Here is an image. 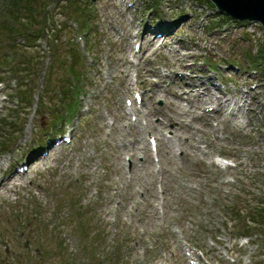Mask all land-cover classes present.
Returning a JSON list of instances; mask_svg holds the SVG:
<instances>
[{"label": "rangeland", "instance_id": "obj_1", "mask_svg": "<svg viewBox=\"0 0 264 264\" xmlns=\"http://www.w3.org/2000/svg\"><path fill=\"white\" fill-rule=\"evenodd\" d=\"M39 1L0 0V264H189L188 246L195 264H264V28L204 0H93L90 50L80 9ZM71 46L89 81L49 132L66 110L52 55Z\"/></svg>", "mask_w": 264, "mask_h": 264}, {"label": "trees", "instance_id": "obj_2", "mask_svg": "<svg viewBox=\"0 0 264 264\" xmlns=\"http://www.w3.org/2000/svg\"><path fill=\"white\" fill-rule=\"evenodd\" d=\"M46 1H48V2L50 1V3L52 1H54V3L59 4V6H60V4H63V3H61V0H40L39 2L41 4L47 5ZM65 2L66 3L63 5H71V6H74L76 9L77 8L80 9L79 14H81L80 15L81 22L78 25H79L80 29H83V31L86 32V34L89 38V39H87L88 40L87 47L90 48V50H93L94 42H95L93 36L96 33V31L93 29V25L91 24V21H90L92 17H90V16L93 14L91 11L94 9V2L92 0H84V3H81V2L76 1V0H65ZM204 2L209 7L213 8V5L209 0H204ZM154 5H156V4H154ZM59 6H56L54 8V11H55V9L59 8ZM152 6L148 5L147 6L148 8L146 7L147 11H148V9L151 10ZM43 9H44V11L42 14H43V16H44L43 18L46 22L45 26L48 24V28L50 30H52L53 28L51 26H54V23L51 25V23L53 22V19H51V17L49 15H48V19H47L48 11L44 7H43ZM218 15L222 16L223 20H225V21H227L229 19L227 16H225L223 14H218ZM212 22L219 23L218 21H214V20ZM45 26L43 23L41 28L39 29L40 34H42V35H44L46 33ZM59 28H61V25ZM59 28L58 29L55 28V30L58 31ZM29 34H32V33H29ZM36 36L37 35H35L34 37H36ZM68 52H69V54L67 56L68 62L66 64L55 65L54 61L60 58V51L56 50L54 55H52L54 57L53 64H51L49 67V69L51 67L53 69L54 66L59 67L60 69L63 68V70L61 69L62 71L61 70L60 71H61V73L64 74V79H65V85H63L62 88L58 86V93L61 96V98H60L61 101L64 99V105L66 107V110H64V112L59 115L60 119L58 121H56V123L53 124L54 128H59V127L61 128L64 121L78 118V111L80 108L79 103H80V98L82 96L80 94V92L84 91V89L86 88L87 82L89 81L88 75L86 72V68H84L85 62L84 63L81 62L82 57H81V54L79 53V51L76 48H74V46H71L70 51H68ZM260 56H261V58L264 59V51H261ZM254 62H255V59H254ZM62 63H63V61H62ZM22 71L25 73L24 77H27V78H32L31 76L35 72L34 69L31 70L30 68H25ZM23 79H25V78H23ZM6 140H7V138H6ZM35 215H37V214H35ZM258 216H260V218H263L262 215H258ZM254 218L251 219L252 223L255 222ZM263 221H264V219H262V222L257 223V224L254 223V224L256 226L263 227V225H264ZM245 232H247V230ZM99 256H103V255L99 254ZM110 260H112V262H111L112 264L117 263V260L115 259V257H111Z\"/></svg>", "mask_w": 264, "mask_h": 264}, {"label": "water", "instance_id": "obj_3", "mask_svg": "<svg viewBox=\"0 0 264 264\" xmlns=\"http://www.w3.org/2000/svg\"><path fill=\"white\" fill-rule=\"evenodd\" d=\"M222 13L234 20L251 21L264 27V0H210Z\"/></svg>", "mask_w": 264, "mask_h": 264}, {"label": "bare ground", "instance_id": "obj_4", "mask_svg": "<svg viewBox=\"0 0 264 264\" xmlns=\"http://www.w3.org/2000/svg\"><path fill=\"white\" fill-rule=\"evenodd\" d=\"M206 94H207V93H206ZM210 95H211V97H213V99H212L213 102L218 101V96H217V94H216V90H215V92L212 91ZM203 96H206V95L203 94V95L201 96V95L198 94V95H196V98L202 100V97H203ZM143 148L145 149L144 144H143Z\"/></svg>", "mask_w": 264, "mask_h": 264}]
</instances>
